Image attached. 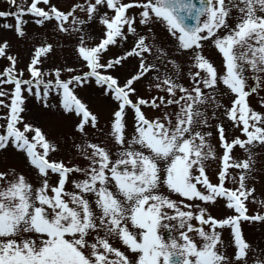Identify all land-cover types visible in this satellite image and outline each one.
Returning <instances> with one entry per match:
<instances>
[{
    "label": "snow or ice",
    "instance_id": "6c2138e0",
    "mask_svg": "<svg viewBox=\"0 0 264 264\" xmlns=\"http://www.w3.org/2000/svg\"><path fill=\"white\" fill-rule=\"evenodd\" d=\"M6 3L13 10H0V20L14 23L3 30L26 38L25 16L51 26L87 70L44 71L55 51L48 42L33 46L20 70V55L0 38L8 61L0 70V158L11 154L31 175L0 170V264H264L241 231V221L264 223L247 207L256 203L254 150L264 148V113L250 101L264 109V0ZM111 48L122 52L105 59ZM206 48L222 58L219 67ZM144 82L148 97L137 87ZM93 83L100 104L111 105L107 132L76 94ZM25 93L40 103L37 120L54 140L25 121ZM145 109L158 114L149 118ZM73 116L80 143L61 146L56 131ZM97 135L105 140L92 142ZM222 201L234 214L218 220L211 209ZM160 229L178 236L165 241Z\"/></svg>",
    "mask_w": 264,
    "mask_h": 264
},
{
    "label": "rangeland",
    "instance_id": "374dc122",
    "mask_svg": "<svg viewBox=\"0 0 264 264\" xmlns=\"http://www.w3.org/2000/svg\"><path fill=\"white\" fill-rule=\"evenodd\" d=\"M17 3L23 7H26L30 0H17ZM0 10H13L7 3L6 0H0ZM135 11V10H134ZM25 20H29V23L25 27L26 32V38H17L13 31L10 30H3L2 25L3 23H14V20L11 18H8L7 20H0V38L8 40L12 45V52L18 53L21 57L22 62L18 64V69L23 70L28 63V57L30 55V50L33 48V46H40L44 42L53 43L55 47L54 53L51 54L49 59L45 62L43 68L44 71H48L49 69H55L56 67H64L65 65L68 66H75L77 68V74H79L81 71H86L87 69H81L79 66L76 65V62L73 60L71 55V49L73 48V44L66 39L56 37L54 35H51V26H48L47 28H40L36 26L35 24L30 22V18L25 16ZM156 31L159 34V28L156 29ZM166 35V34H164ZM131 45V38L127 44H125L123 47L127 48ZM122 52L121 48H111L108 53L105 54V59L109 57H114ZM205 55L208 56L214 64L219 67L222 63V58L215 52L214 49L206 48L205 49ZM8 65V61L0 59V70H2L4 67ZM69 74L64 73L63 76L66 78ZM25 78H27V74H25ZM184 83L187 85V81H184ZM146 82L138 85L139 93L141 96L148 97L150 95L149 91L146 88ZM5 89L10 90L11 86L5 85ZM222 88L223 85H220ZM78 98L82 100V102H85L89 105L90 110L94 114H99L100 118V126L104 129L105 132L108 131L107 128V121L109 120V114L111 112V105L108 104H100V101L102 100V97L100 96V89H98L95 84L93 83L91 86H87L84 89H78L76 92ZM155 94V93H151ZM262 96H264V93H261ZM58 101V98L55 96V94L50 95L49 97V103L56 104ZM251 106L256 110L264 113V109H261L258 106V103L255 98H250ZM223 102L227 104V98L225 97L223 99ZM25 112L22 113L24 119L26 122L29 123H36L38 126L42 127V130L46 133L47 138L52 141L55 139L54 135L49 134L50 129L47 124H43L37 120L38 110L41 109V105L39 102L35 100L34 97L28 96L27 93H25ZM147 112V115L149 118L156 116L158 113L152 111L151 109H145ZM0 115H6V110L0 109ZM75 120V117H71L69 119H66L63 123V126H61L56 131V136H59L58 143L63 146L65 139L69 144L74 143H80V140L78 138V134L76 136L72 135V125L73 121ZM132 130V124H131V118L129 117V124H128V131L131 132ZM91 131V130H90ZM239 135V133H237ZM92 142H99L101 140H105V137L102 135H97L95 137L90 138ZM211 144L216 150V155H221V149L217 145V141L215 139V133L214 137L210 140ZM39 151H42V149H38ZM239 154V152L237 153ZM64 151L63 147H61V150L56 154V156H63ZM113 162H115V159L118 158V151L113 152ZM254 158L258 161L256 168L257 171L255 172V179L252 182V185L255 187L256 191L254 193V198L256 203H247L248 207V214L254 215L257 213L264 214V206L261 205V201H264V148H258L254 150ZM76 163H82L81 161L77 160ZM11 165L12 167H15L17 172L24 173L30 180L31 175L29 173V170L22 166L20 163H18L17 159L9 154V157L7 159L0 158V170H4L3 165ZM216 164L215 162L212 163V166L210 169H208V175L213 183H216ZM231 187V185H228ZM166 193V190H163ZM172 198L179 199L175 196ZM232 210H228L225 207H223V201L221 202V207H213L211 209V215L215 218L223 219L227 216L233 215ZM161 230V229H160ZM241 231L244 239L246 242H248L255 250H256V256L255 259H259L260 261L264 262V223L261 222H248V221H241ZM174 234H178L177 232L173 231ZM192 235V234H190ZM223 238L225 240L228 239V230L223 231L222 233ZM194 239L199 242L198 237L193 236ZM231 254V250L229 252ZM248 264H253V258H250L248 261Z\"/></svg>",
    "mask_w": 264,
    "mask_h": 264
},
{
    "label": "flooded vegetation",
    "instance_id": "af4514ba",
    "mask_svg": "<svg viewBox=\"0 0 264 264\" xmlns=\"http://www.w3.org/2000/svg\"><path fill=\"white\" fill-rule=\"evenodd\" d=\"M160 234L163 236L165 241H168L173 236H178V234H174L173 232H169V231H167L165 229H161L160 230Z\"/></svg>",
    "mask_w": 264,
    "mask_h": 264
},
{
    "label": "water",
    "instance_id": "95a60500",
    "mask_svg": "<svg viewBox=\"0 0 264 264\" xmlns=\"http://www.w3.org/2000/svg\"><path fill=\"white\" fill-rule=\"evenodd\" d=\"M197 4H199V0H195ZM189 23H194L193 21H189Z\"/></svg>",
    "mask_w": 264,
    "mask_h": 264
}]
</instances>
